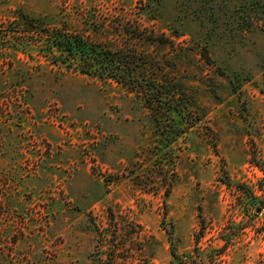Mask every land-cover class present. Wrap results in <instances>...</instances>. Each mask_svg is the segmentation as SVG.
<instances>
[{
    "label": "rangeland",
    "instance_id": "obj_1",
    "mask_svg": "<svg viewBox=\"0 0 264 264\" xmlns=\"http://www.w3.org/2000/svg\"><path fill=\"white\" fill-rule=\"evenodd\" d=\"M52 28L148 54L162 115ZM0 264H264V0H0Z\"/></svg>",
    "mask_w": 264,
    "mask_h": 264
},
{
    "label": "trees",
    "instance_id": "obj_2",
    "mask_svg": "<svg viewBox=\"0 0 264 264\" xmlns=\"http://www.w3.org/2000/svg\"><path fill=\"white\" fill-rule=\"evenodd\" d=\"M25 21L27 25L32 26L28 23V21L33 23L32 19L25 18ZM28 32L33 33L30 30ZM139 35L133 33L136 39H141ZM147 37L149 38L145 39H149L152 44L168 43L167 38L163 36L157 38L151 34ZM41 41L51 53L53 64L64 66L72 72L121 85L140 97L145 108L152 113L155 112L154 114L158 113L156 115H162L161 111L164 109L162 101L166 98L163 96L167 95L168 83L163 77L162 67L148 54L138 53L132 48H114L106 42L90 40L81 34L56 28H52L45 36L40 35L35 42ZM204 57L207 58L205 54ZM168 96L174 97L171 92ZM167 109H171L170 106ZM157 122L159 123L158 120Z\"/></svg>",
    "mask_w": 264,
    "mask_h": 264
}]
</instances>
